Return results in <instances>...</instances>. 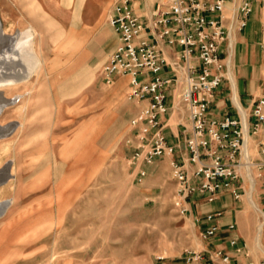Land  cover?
I'll use <instances>...</instances> for the list:
<instances>
[{"label": "rangeland", "instance_id": "obj_1", "mask_svg": "<svg viewBox=\"0 0 264 264\" xmlns=\"http://www.w3.org/2000/svg\"><path fill=\"white\" fill-rule=\"evenodd\" d=\"M37 10L31 1L0 0L4 33L30 36L36 63L27 77L0 86V126L11 129L0 136V170L7 171L0 181V264H202L193 253L210 243L175 204L168 159L156 160L140 182L128 165L124 138L137 106L100 81L105 59L90 64L85 37ZM29 25L37 35L24 30ZM18 44L0 68L28 67ZM250 138L256 159L264 126ZM242 188L240 197L245 176ZM254 192L247 206L258 214L255 243L264 252V214Z\"/></svg>", "mask_w": 264, "mask_h": 264}, {"label": "built area", "instance_id": "obj_2", "mask_svg": "<svg viewBox=\"0 0 264 264\" xmlns=\"http://www.w3.org/2000/svg\"><path fill=\"white\" fill-rule=\"evenodd\" d=\"M135 1L109 0L106 21L116 44L97 71L105 86L116 76H125V99L137 106L124 138L135 181L140 182L156 160L168 159L181 214L188 212L187 203L195 197L211 202L218 192L226 191L239 199L246 166L254 170L264 194V140L256 143V159L246 158L242 148L244 136L255 137L264 126V86L251 100L245 123L237 106V116L215 117L208 112L215 90L226 79L227 54L221 49L224 42L229 47L231 30L223 24L226 0H163L148 15L135 12ZM257 1L239 0L233 8L230 20L238 29ZM168 98L176 99L169 104ZM171 109L184 114L182 143L170 142L163 133L162 117ZM218 216L220 212L205 215L202 239L215 236ZM227 229L234 230L235 224L229 223ZM228 244L235 252H244L236 238ZM192 259L202 264H264L231 263L220 248L194 252Z\"/></svg>", "mask_w": 264, "mask_h": 264}, {"label": "crops", "instance_id": "obj_3", "mask_svg": "<svg viewBox=\"0 0 264 264\" xmlns=\"http://www.w3.org/2000/svg\"><path fill=\"white\" fill-rule=\"evenodd\" d=\"M30 1L38 8L36 12L49 15L59 24V27L70 30L76 37L86 38V43L92 47L89 59L93 67L98 66L116 44V36L106 21L109 0H24V4ZM162 1L136 0L132 6L135 12L148 15L155 3ZM238 1L226 0L223 9V24L226 28L231 27V30L228 36L229 47H226V42L221 44V49L227 54L224 57L226 79L215 90L213 101L208 110L215 117H221L223 114L237 116L234 107L237 105L248 112L251 100L263 88L259 86V79L262 76L261 68L264 66V0H258L251 4L252 9L247 16L246 24L240 29L234 25L233 20H230V14L237 6ZM28 29L33 30L37 35L31 25L24 30ZM37 44H39L38 40L36 46ZM228 72L232 73L231 79L235 96H233ZM110 86L114 96L124 94L125 97L127 78L116 76L108 87ZM175 99L168 98L167 102L170 104ZM93 119L95 120V117ZM162 120L164 122L163 133L167 139L172 143H182L184 138L182 125H186L184 114L179 110L171 109L168 114L162 117ZM250 142L251 138L249 145ZM258 182L259 184H255L256 192L254 194L260 201H258V205L264 214L263 187L261 182ZM243 201V197L233 199L226 191L218 192L211 202H206L203 197H195L187 203V215L196 221L198 228L202 230L207 225L204 219L205 215L210 212H220V216L215 218V223L218 225L217 233L207 242V244L210 243V249H222L229 254L231 263H242L247 260L264 263V252L258 249L255 244L258 224L256 215L258 214L249 205L247 206L248 203L243 204ZM229 223L235 224L234 230L227 229ZM230 238H236L239 246L243 244L244 252H235L234 248L228 244ZM260 242L264 249V219Z\"/></svg>", "mask_w": 264, "mask_h": 264}, {"label": "bare ground", "instance_id": "obj_4", "mask_svg": "<svg viewBox=\"0 0 264 264\" xmlns=\"http://www.w3.org/2000/svg\"><path fill=\"white\" fill-rule=\"evenodd\" d=\"M5 32H6V30H5ZM16 35H17V33L14 36H10V35L5 34L3 31V24L0 20V63L3 60L4 61L9 60V58L12 57V54H14V52H15L13 45L15 43H17V44L19 43L18 45L20 46V48H19L20 51L23 50V56H24V58H22L24 61L23 64L26 63L28 65V67L20 68V69H19V67L15 66V65L12 66L11 64H10L11 66H9V67L6 66L5 68H0V86H3V87H7L8 85L12 84L13 82L19 81L23 77H27L29 74L34 72L33 68L36 67V63H34V59H33L34 58L33 57L34 51L32 50V45L30 44V42H28L30 39V36L27 35V37L26 36L19 37ZM26 40H27V44H25V43L23 44V42H21V41H26ZM228 78H230V80H231L233 96H235L233 83H232V79H231L232 78L231 72H228ZM0 102H1V97H0ZM238 108H239V106H238ZM239 113L241 115V119H242L243 123H245L246 111L244 109L239 108ZM244 113H245V115H244ZM10 131H11V129L9 126H0V136L7 135L8 133H10ZM249 140H250V137L245 135L242 148H243V152H244V155L246 158H247V155H249V153L251 152L249 149ZM6 177H7V171H6V169L2 168L0 170V181L6 179ZM245 178L247 179V189H246V192L243 196L246 195L247 203L252 205L253 204V193H252V191L255 190V192H256V189H255V172L250 166H246ZM251 180L254 181V184H251ZM263 219H264V216H263ZM263 219H262V222L260 224V227L263 224ZM255 244H257V243H255Z\"/></svg>", "mask_w": 264, "mask_h": 264}]
</instances>
